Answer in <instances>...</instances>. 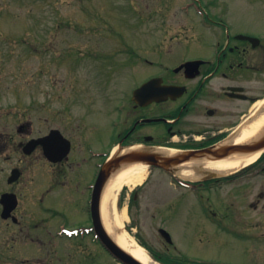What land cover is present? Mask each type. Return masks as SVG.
<instances>
[{"label": "rangeland", "instance_id": "374dc122", "mask_svg": "<svg viewBox=\"0 0 264 264\" xmlns=\"http://www.w3.org/2000/svg\"><path fill=\"white\" fill-rule=\"evenodd\" d=\"M210 1L0 0L2 134L10 133L6 126L15 122L8 113L15 116L25 112L32 115L34 137L47 132L48 119L52 128H57L63 120L81 124L83 129L78 133L84 138L91 134L92 122L96 123L95 130H102L105 119L110 115V107L119 101L121 90L128 86L134 87V82L124 81L127 71L121 75L115 72L112 77L110 75V82L107 83L108 74L117 67L113 64L136 63L135 57L143 59L154 56L156 49L157 54L158 50L178 52L176 55L194 51L190 46L184 45L185 34L173 41H180L175 43L174 49L167 46L170 47L172 36H177L188 27L194 30L192 26L198 24L196 10ZM183 4L189 8V15L183 10ZM233 14L239 24L245 25L248 22L246 16L264 15V11L244 10L242 7V10L237 9ZM27 37L32 39L33 51L24 43ZM132 50H136L139 55H131ZM161 57L167 59L166 55L157 56L158 59ZM133 71L135 72V68ZM67 129L68 136H76L78 129L75 124ZM106 141L105 133L101 132L96 137L91 136L88 144L101 147ZM86 147L83 150L77 147L75 156L88 157ZM39 157L34 154L23 164V176L15 186L14 191L20 196L17 212L20 225H9L0 219V264H21L17 262L24 257L38 254L25 247L28 246V240L12 236L20 227L32 229L39 223L50 232L47 236L48 264H66L61 260H67L68 255L74 257L76 240L59 239L56 233L58 224L64 219H67L70 227L87 222L83 199L76 195V206L70 202L69 185L54 189L55 192L50 193L53 198L46 197L42 200L51 183L59 181V174L43 166ZM15 164L16 160L11 152L0 156V192L8 188L7 178ZM248 178L243 176L237 179L238 183L241 182V189L234 182L233 186L208 190L206 202L218 207V200L222 196L224 203L235 200L236 207L248 206L253 201L254 194L248 193V199L241 198L242 194H235L245 190L242 186L244 184H249V190L254 192L260 190L261 180H257L258 185L254 186L252 182L246 183ZM162 188L168 195L171 193L178 197L184 191L176 189L167 177L157 173L155 179L141 191L147 198H144L143 204L149 203L150 194L157 199V190ZM127 203L126 201L124 206H119L117 201L116 208L118 211L125 210L124 224L127 227L130 224L134 228L129 235L135 240L136 234L145 237L151 243L149 247L155 251L164 246V242L158 237V228L164 227L169 230L175 244V248L171 247V254L181 258L213 264H264L263 203L251 214L257 218L255 239L252 242L247 239L245 224L240 226L241 229L222 231L217 223L224 217L223 214L212 216L216 225L211 222L203 225L198 221L200 212L194 210L193 216H188L186 209H180L178 213L157 215L145 208L142 212L128 210ZM193 203L188 202V207L193 206ZM183 206L185 208L186 204ZM246 217L241 214L239 220L243 221ZM42 218L45 222H41ZM13 244L15 250L12 257L17 255L18 260L9 256ZM103 261L105 260L98 249L97 263L102 264Z\"/></svg>", "mask_w": 264, "mask_h": 264}, {"label": "flooded vegetation", "instance_id": "af4514ba", "mask_svg": "<svg viewBox=\"0 0 264 264\" xmlns=\"http://www.w3.org/2000/svg\"><path fill=\"white\" fill-rule=\"evenodd\" d=\"M242 7L244 10L264 11V0H211L206 6L204 5L205 14L201 21L192 26L194 30L188 27L177 36H172L170 47H167L174 49L175 43L180 41H173L185 34L184 45L190 46L194 51L176 55L178 52L169 50H158L157 54L156 49L154 56L143 59L139 56L135 57L136 63L113 64L117 67L108 74L107 83L110 82V75L112 77L117 72L121 75L122 72L127 71L124 81L126 79L131 83L134 82V87L128 86L121 90L118 103L110 107V115L105 119V127L102 130H95L96 123L92 122L91 134L87 138L81 137L78 133L83 129L81 124L63 120L57 128H52L49 119L47 132L34 137L33 120L29 112L19 115L15 112L17 114L15 116L8 113L15 122L6 126L10 131L6 135L2 134V126H0V156L11 152L16 164L12 166L7 178L8 188L0 192V219L9 225H20L17 218L20 196L14 191L15 186L23 176V164L34 154H38L43 166L59 174V181L55 184L51 183L42 200L46 197L53 198L50 193L55 192L54 189L69 185L68 197L71 198V204L76 206L77 199L74 197L76 195L77 198H82L85 204L87 222L70 227L67 219H64L58 224L59 239L76 240L74 257L68 255L67 260L61 261L66 264H98L99 249L105 260L102 264H123L111 254L102 239L98 237L93 217L94 196L98 192L97 181L108 159L115 152L129 150L157 155L162 151L166 153V150L199 151L221 145H233L235 139L245 129H249L264 116V21H262L264 15H248L247 24L241 25L236 21L233 12L237 9L242 10ZM254 23L260 25L256 26ZM31 40L27 38L26 42L28 49L32 51ZM131 55H139V53L132 50ZM158 55H166L167 59L162 57L158 59ZM120 68L121 71H118ZM148 82H153V86L139 97V101L134 99L135 91ZM1 88L0 80V94ZM73 124L78 129L75 137L66 134L67 128H71ZM54 129L59 130L71 141V149L63 159H60V155H54L57 161H50L45 155V147L41 145H36L33 153L26 154L25 150L33 139L47 136ZM101 132L105 133L107 139L104 146L94 147L88 144L91 136L96 137ZM52 142H48L46 148L50 147ZM84 146H87L88 157L75 156L74 151L77 147L83 150ZM181 165L183 164L169 167L148 165L147 177L140 185L133 188L127 186L119 193V206H124L127 201L128 210L142 212L145 208L157 215L178 213L186 209L188 216H193L192 210H194L200 212L198 221L203 225H208L210 222L216 225L212 216L223 214L224 217L217 223L222 231L241 229L240 226L245 224L247 239L252 242L255 239L257 218L251 214L261 203L264 208V156L251 166L249 171L247 169L245 175L242 173L244 174L246 170L241 171L240 174L221 175L215 170L198 168L195 170L198 175L189 177L183 174ZM157 173L167 177L176 189L180 188L184 191L178 197L171 193L168 195L164 188L158 189L157 199L150 194L149 203L143 204L146 195L141 194V191L155 179ZM13 175H18V178L10 182ZM243 176H248L246 183L252 182L254 186L258 185L257 180H261L260 190L257 192L249 190V184L242 185L244 191L235 192L237 195L242 194L243 199L249 198L248 193L254 194L253 201L248 203V206L236 207L235 200L224 203L222 196L218 200V207L210 205L209 201L206 202L208 190L233 186L234 182L238 183L237 179ZM179 180L191 183L192 186L187 188ZM238 186L241 189V182ZM7 194L16 196L17 206L5 219L2 216L4 206L1 199ZM188 202L189 204L192 202L193 206L188 207ZM184 204H186L185 208ZM241 214L247 216L242 219L243 221L239 220ZM41 222L45 220L42 218ZM62 225L63 228H60ZM68 228L72 233L76 231L75 234L67 236L64 230ZM163 228H158V237L164 242V246L157 248V258L168 263L181 264L178 255L171 254V247L175 248V244L169 230L164 228L171 239V242L167 241L168 239L161 232ZM48 231V228L41 223L32 229L20 227L19 231H15L12 237L28 240V246H24L38 253L29 258L24 257L17 263L48 264L47 236L50 234ZM140 238L146 245L151 244L145 237ZM14 246L15 244L12 245V250H9V256L18 260L17 255L12 257Z\"/></svg>", "mask_w": 264, "mask_h": 264}, {"label": "water", "instance_id": "95a60500", "mask_svg": "<svg viewBox=\"0 0 264 264\" xmlns=\"http://www.w3.org/2000/svg\"><path fill=\"white\" fill-rule=\"evenodd\" d=\"M151 87V84L145 85L141 87L136 93L135 97L138 98L139 95H141L145 90ZM138 100V99H137ZM57 134L58 131H55ZM50 139L53 141L51 143V149L54 150L56 153L52 152H46V155L53 161H57L56 158H54V155H58V153L61 151L62 156L60 159H62L63 156H65L68 151L70 150V142L67 141L62 137V139L66 142L65 147H63L62 141L57 139L56 137L50 136L47 138H42L39 140L34 141L30 144V146L25 150L26 153H31L36 145L38 144H45L46 141ZM264 151V127L260 130V132L249 142L246 144H233V145H221L219 147L215 148H207L201 151H192V152H183L178 153L173 156H166L163 154H157V155H148L144 153L143 151H127L122 154H116L113 156L107 165L105 166L102 175L100 177V180L98 182V192L95 193L94 196V208H93V217H94V223H95V229L99 237L102 239L104 244L109 248V250L112 252V254L115 255V257L119 260H121L125 264H142L138 260H136L131 254L123 250L114 240L113 238L108 234L107 230L105 229L103 218H102V212H101V197L104 190V187L112 173L120 172L122 169H125L129 166H132L137 163H143V164H164L167 166H173V165H179L183 163H187L190 161H207V160H222L230 157L233 154H249V153H256ZM219 174L221 171H218ZM18 178V175H13V177L10 179V182H14ZM102 190V191H101ZM1 202L4 206L3 210V217L8 218L11 215V212L16 208L17 206V200L15 195H3ZM161 232L166 236L168 239L167 241L171 242V239L169 238V234L165 230H161Z\"/></svg>", "mask_w": 264, "mask_h": 264}, {"label": "bare ground", "instance_id": "6f19581e", "mask_svg": "<svg viewBox=\"0 0 264 264\" xmlns=\"http://www.w3.org/2000/svg\"><path fill=\"white\" fill-rule=\"evenodd\" d=\"M264 127V116L259 118L249 129H245L235 139L237 144H246L251 141ZM263 151L249 154H233L222 160L190 161L181 165L185 176L194 177L198 175L195 171L198 168L217 170L221 172H234L253 164ZM163 153V151L161 152ZM177 153L174 150H166V153L173 156ZM146 169L142 163L134 164L112 177L107 184L102 199V218L105 229L113 240L126 252L131 254L142 264H159L154 261L147 251L141 247L133 237L125 231V210L116 209V198L118 192L125 186L131 188L140 185L146 179Z\"/></svg>", "mask_w": 264, "mask_h": 264}, {"label": "trees", "instance_id": "16d2710c", "mask_svg": "<svg viewBox=\"0 0 264 264\" xmlns=\"http://www.w3.org/2000/svg\"><path fill=\"white\" fill-rule=\"evenodd\" d=\"M156 257V259H157V256H155ZM162 261V260H161ZM162 262H164L165 264H171V263H168V262H165V261H162Z\"/></svg>", "mask_w": 264, "mask_h": 264}]
</instances>
